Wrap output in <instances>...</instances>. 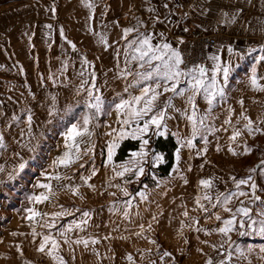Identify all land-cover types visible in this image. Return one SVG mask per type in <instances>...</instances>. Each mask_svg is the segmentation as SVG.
Segmentation results:
<instances>
[{
	"label": "rangeland",
	"instance_id": "374dc122",
	"mask_svg": "<svg viewBox=\"0 0 264 264\" xmlns=\"http://www.w3.org/2000/svg\"><path fill=\"white\" fill-rule=\"evenodd\" d=\"M76 99V95L72 96L73 101ZM76 104L71 110L26 109L25 119L28 124L25 129L29 132L25 136L26 141L21 146L19 143V149H16L15 141L4 143L6 147L0 149V264H59L48 255L51 243L44 252L37 250L43 236L49 233L59 243V248L53 254L62 256L66 264H130L126 259L128 254L133 256L136 264H152L153 261L155 264H205L208 258L213 260V264H217L228 252H231L229 264H264V252L260 251L264 240H259V235L251 234L249 237L253 239L243 240L249 243L248 246H243L239 243V238L244 236H235V231L229 233L230 241L214 231L219 228L214 213H219L222 219L230 218L231 214L220 206L212 208L210 202L203 199L206 191L213 197L212 202H215L218 193L235 190L230 177H246L248 169L255 164V159L252 164L248 155H232L228 151L229 146L240 153L247 145L252 152L260 155L257 157L260 163L264 158V137L259 143L251 142L250 135L242 127L224 124V120L220 121L221 118L211 110L205 123L219 131L205 132L207 144L198 134L193 140L194 147L188 148L186 141L191 139V123L184 121L180 126L167 125L166 130L162 128L160 131H163V135H156L153 127L141 139L128 136L118 140L119 146L127 139L140 141L139 150L133 153L143 151L145 155L141 159L131 153L124 162L116 163L114 158L118 146L114 150L112 161L107 163V145L118 135L121 125L111 120L98 121L97 114L88 125L91 137L85 135L78 138L81 158L69 167H64L57 162L67 151L64 133L73 123H82L84 114L94 113V109H83L80 101ZM206 111H197V115L205 114ZM215 118L219 120L218 125H214ZM142 124L143 122L141 126ZM233 126L240 129L242 134L235 142H230ZM131 127L126 128V131H131ZM114 129L117 131L114 132ZM168 135L175 139L179 153L176 151L175 164L169 177L162 178L155 170L164 164V158L154 151L152 142L158 137ZM144 139L148 140L147 145L142 143ZM217 145L220 146V151H217ZM21 147H24L23 152ZM88 147H93V150L85 155L84 150ZM205 147L207 152L198 155ZM157 156L160 159L157 160ZM136 161L139 163H135ZM21 164L24 165L23 169L20 168ZM121 165L132 168L133 172L125 173L124 177L116 176L115 172L123 171ZM138 167H143L144 172L137 179L133 173ZM93 168L98 171L88 184L94 185V189L81 180V176H90ZM57 174L62 177L60 180L49 179ZM201 179H211L214 187L205 190L199 185ZM126 180L131 182L126 184ZM38 183L51 184L49 199L43 203H35L29 199L33 195L47 194L46 189L36 186ZM115 185L127 188L131 195L124 196ZM217 185L221 187L216 188ZM66 186H78L79 193L73 194ZM139 192H143L146 199L137 195ZM197 197L209 209L207 212L196 203ZM128 200H131L130 206L125 203ZM240 201L241 197L234 198L228 206L234 211L240 206ZM28 208L49 215L29 220L25 211ZM64 210L72 214L55 219L51 216L52 213ZM83 211H89L90 216L82 217ZM185 211L187 216L183 215ZM125 212L128 213L127 217ZM53 219L56 227L49 229L45 222H53ZM82 219H87V224L81 226L83 231L75 228V223ZM69 225H72V231L67 235L72 240L84 237L89 240L96 239L99 243L89 242L87 248L83 244H71L69 247L63 242V237L59 236V230ZM141 225L143 236H136L135 233L141 231ZM198 228L206 230L208 234L205 231H196ZM34 230L38 235L33 236ZM184 233H189L187 244L183 240L186 236ZM153 240L156 243H151ZM204 241L217 246L227 242L228 246L211 256L212 251L205 248ZM184 243L191 246H185L183 250ZM237 245L240 251L236 250ZM249 248L252 249L251 252ZM165 251L170 252L171 256L164 257L165 262H162L158 260L161 257L159 255Z\"/></svg>",
	"mask_w": 264,
	"mask_h": 264
},
{
	"label": "crops",
	"instance_id": "0c3cea01",
	"mask_svg": "<svg viewBox=\"0 0 264 264\" xmlns=\"http://www.w3.org/2000/svg\"><path fill=\"white\" fill-rule=\"evenodd\" d=\"M164 3L168 4L167 9L163 7ZM88 4L93 7H87ZM150 7H154L156 13L149 12ZM237 9L243 11L236 22L225 23L224 13L231 16ZM157 14L160 20L165 16L168 20L157 22L153 29L152 21ZM133 17L143 20L153 34L164 32L174 47L180 48L187 41L189 21L215 36L219 46L205 49L202 66L207 70L206 81L210 82L215 74L217 87L224 88L225 96H217L211 110L221 118L220 121H225L231 108V125L242 129L245 121L240 116L241 112L253 120L254 127H264L261 123L264 121V92L255 90L250 82L255 70L258 83L264 85V60L259 59L264 56L261 50L264 47V31L261 30L264 28V0H0V133L4 143L15 141L16 149H19V143L21 146L26 141L25 136L29 135L25 129L28 124L26 109L71 110L79 101L86 109L87 90L90 88L104 99V111L98 114L97 120H111L120 125L115 104L121 97L128 98L124 89L133 79L120 76L126 67L123 57L126 41L121 36L123 28L136 23ZM140 30L144 31L143 28ZM135 35L130 34L128 39ZM178 39H183L184 43L178 45ZM229 47L233 49L231 53ZM117 49L120 50L119 56L116 55ZM213 55L219 56V61L209 58ZM85 60L90 64L83 63ZM216 63L230 69L226 80L222 72L214 73ZM127 67L135 70L134 65ZM81 72L84 74L80 75ZM85 80L87 83L82 85ZM129 91L139 94L136 88ZM74 95L77 96L76 101L72 100ZM241 100L243 106L239 103ZM174 103L178 108L185 107L181 98ZM196 104L198 111L209 108L202 94L196 97ZM203 114L198 113L197 116ZM169 115L173 118L167 120V125L180 126L187 121L179 113L170 112ZM215 120L214 125H218L219 120ZM263 137L264 134L255 133L250 135V140L259 143ZM23 149L21 147L20 150L23 152ZM258 156L254 152L248 154L252 164L255 159L252 167L259 164ZM255 178L259 189H264V177L256 175ZM244 190L249 191L247 187ZM257 194L264 200V191ZM241 200L252 208L253 218H258L256 213L264 205L260 201L248 205L246 197H241ZM218 223L220 227L222 222ZM234 231L236 236L239 229ZM184 234L186 243L189 233ZM247 239L253 238L249 235L241 237L239 243L248 246L249 243L243 241ZM258 239L264 240V237L259 236ZM185 243L183 250L185 246H191ZM227 244L223 243L221 247L207 242L204 246L214 256ZM158 260L161 261L160 258Z\"/></svg>",
	"mask_w": 264,
	"mask_h": 264
},
{
	"label": "snow or ice",
	"instance_id": "6c2138e0",
	"mask_svg": "<svg viewBox=\"0 0 264 264\" xmlns=\"http://www.w3.org/2000/svg\"><path fill=\"white\" fill-rule=\"evenodd\" d=\"M250 2V0H249ZM87 7L91 8L93 5L88 4ZM163 7L165 9L168 8V4L164 3ZM54 11V9H53ZM148 11L151 13H156V9L154 7L148 8ZM243 9H237L235 13L229 16L228 13H224L225 23L233 24L236 22L237 16ZM171 13H169L170 15ZM187 14H185L186 16ZM136 20V23L130 27H125L122 29L121 39L126 41L125 47L123 49V57L124 63L126 65L125 69H123L120 73L121 78L127 79L129 76L133 77L132 81L128 83L124 89L125 92L128 93V98L125 99L123 97L120 98L119 103L115 104V110L118 116V122L121 127L118 131V135L113 137V140L107 145V163H110L113 159L114 150L119 146L118 140H123L124 138L131 136L134 139H141L145 133H147L150 128L156 130V135H163V131H160L162 128L167 129V120L172 119L173 117L169 115L170 112H176L184 117L186 120L191 123V139L186 141V146L188 148L194 147L193 140L199 134L201 138L204 140L205 144H207V137L205 132H215L219 131V129H215L211 126H208L205 122L208 119L211 107L213 105V101L217 96L223 98L225 96L224 88L217 87V80L215 74L211 77V81H206V72L207 70L201 65H193L191 67L186 63L184 56L178 46L174 47L173 44L168 40L167 36L164 32H159L153 34L152 31L145 25V22L138 17H133ZM168 20V16H165L164 20H160L158 14L155 16V19L152 21V28L154 29L155 24L157 22L164 23ZM50 27V26H49ZM143 28L144 31L140 29ZM264 31V28L261 29ZM185 32L188 31L187 28L184 29ZM136 33L133 39H128L130 34ZM155 41V43L153 42ZM71 43V42H69ZM178 45L183 44V39H178ZM73 49H75V45H72ZM264 51V47L261 49ZM228 51L231 53L233 49L231 47L228 48ZM116 55H120V50L117 49ZM213 61H219L220 57L217 55H213L209 57ZM260 60H264V56L259 58ZM85 64H90L89 61H83ZM128 65H134L135 70ZM230 69L228 67H221L219 63H216L214 66L215 72H222L225 80L228 77ZM84 73L81 72L80 75ZM95 75L94 73L92 74ZM251 86L260 92H264V85L258 83L257 77L255 75V70H253V74L250 77ZM83 83H87V81H83ZM95 88V85L92 86ZM136 88L138 90L137 95L132 94L129 89ZM99 90L96 89V92ZM88 99L85 101V108L89 110L94 109V113L84 114L82 116V123L78 121L77 123H73L69 129L64 133L65 135V147L67 151L63 154V156L58 158V163L64 167H69L75 160H79L81 158V150H80V140L78 138H82L85 135L91 137L92 133L89 130L88 125L91 123L92 119H94L95 115L104 111V99L99 94H94L92 88L87 90ZM168 94V95H166ZM203 95V98L207 101L209 108L205 114L197 116V104L196 97L198 95ZM161 97H165L161 100ZM177 98H181L185 107L178 108L174 101ZM241 106H243V100L239 101ZM229 117L225 119L224 124L231 125V113L233 110L230 108ZM241 118L245 121L243 125V129L247 130L249 135H254L255 133L264 134V128L254 127V122L249 118L245 112H241ZM15 119V118H14ZM31 122V117H29V123ZM141 122H143L141 126ZM264 123V121H261ZM135 125V127H131ZM131 127V131H126V128ZM203 129V131H202ZM226 130V129H225ZM114 132L117 130H113ZM23 134V133H22ZM242 131L240 129H236L233 126L232 135L229 137L230 142H235L238 137H240ZM107 135H112L111 133H107ZM144 145H147L148 140H142ZM4 137L3 134L0 133V148L4 147ZM183 146V145H182ZM93 147H88L84 150V154L92 152ZM220 146L217 145V151H220ZM228 151L232 153V155H248L252 152V149L247 145L244 146L243 151L237 153L235 149L229 146ZM179 153V150H177ZM207 148H203L200 150L199 154L206 153ZM134 157L139 156L141 159L145 155L143 151L140 153H133ZM179 155H177V159ZM156 159H160V157H156ZM207 162V161H206ZM130 163H133L130 161ZM135 163H139L136 161ZM24 165L21 164L20 168L23 169ZM83 167V165H81ZM123 171L115 172L116 176L124 177L125 173H132L133 169L127 167L125 165H121ZM203 167V165H201ZM115 171V169H113ZM190 170V169H189ZM98 170L93 168L92 173L88 177L81 176V180L85 185L90 188H95L94 185L88 184V181L92 176L96 175ZM144 172L143 167H138L134 171V175L139 178ZM248 175L246 177L237 179L235 176L230 177L235 186V190H229L227 192L218 193L215 197V202L213 201V197L208 195V192H205L203 196L204 200L210 202L212 208H216L220 206L223 208L225 212L230 213V218L222 219L219 213H214L215 219L222 222V226L214 229V231L222 234L224 237H227L228 240H231V236L229 233L234 230L239 229L238 234L240 236H247L251 234L259 235L260 237H264V207H261L259 212L256 213L258 218H253L252 216V208L245 205L243 200L240 201V206L237 207L234 211L228 205L231 204L234 198L238 197H246L248 198V205L255 204L257 201H260L261 205H264V200L261 199V196L257 194L258 191H264V189H259L256 175L264 177V158L260 160V163L255 167L248 169ZM54 178L56 180H60L62 177L60 175H56L55 177H50L49 179ZM64 179H69V177H63ZM131 181L126 180L125 183H130ZM187 182V181H185ZM199 185L203 186L205 190H210L214 187L211 179H201L199 181ZM37 187L44 188L47 190L46 193H41L39 195H33L29 197L30 201H34L35 203H43L44 201L49 199L51 194V184H37ZM111 186V185H110ZM73 194L79 193V187H71L66 186ZM124 196H130L131 193L128 192L127 188L121 187V185H115ZM244 187H247L249 191H245ZM110 195H115V193H110ZM142 199H146V196L143 192L137 193ZM83 199V197H81ZM201 198H196V203L200 206V208L207 212L209 209L206 208L203 204L200 203ZM126 205H131V200L125 202ZM28 213L27 219L33 220L37 216H47V213H40L34 208L25 209ZM76 211H80L76 209ZM72 213L64 210L62 212L52 213L51 216L55 218L62 217L63 215ZM124 215L127 217L128 213L125 212ZM184 216H187L188 213L185 211L183 213ZM90 216L89 211H83L82 217L87 218ZM239 217V219H237ZM45 222L46 226L49 229L55 228L56 224L54 222ZM155 219V217H153ZM87 224V219H82L79 223H75V228L83 231L82 225ZM141 231L135 233L136 236H143V225L140 226ZM149 228H151V224H149ZM72 231V225H69L62 230H59V236L63 237V242L68 244L71 247V244L81 245L83 244L85 248L88 247L89 242L92 244L99 243L96 239H85L84 237H78L75 240H72L67 233ZM196 231H207L204 229H196ZM15 235V234H13ZM38 235L35 230L33 231V236ZM107 239V237H106ZM121 239H127V237H121ZM51 243V247L48 249V255L52 257L54 261H58L59 264H66L62 256H56L53 254L54 250L59 248V243L56 238H54L51 233L44 235L42 241L38 247V251L44 252L46 246ZM151 243H156V241H151ZM204 243H207L204 241ZM235 243V242H232ZM159 247V246H158ZM215 249V245L212 246ZM223 247V245H221ZM231 247V245H229ZM17 249L19 250V245H17ZM237 251H240L239 246L237 245ZM252 249L249 248V252ZM261 252H264V246L260 248ZM243 255V252H241ZM171 256L170 252H163L160 259L164 260V257ZM264 258V257H262ZM126 259L130 262V264H136L133 256L128 254ZM231 259V252H228L224 259H221L217 262V264H229ZM152 264H155L153 261ZM205 264H213V260L209 258L206 260Z\"/></svg>",
	"mask_w": 264,
	"mask_h": 264
},
{
	"label": "trees",
	"instance_id": "16d2710c",
	"mask_svg": "<svg viewBox=\"0 0 264 264\" xmlns=\"http://www.w3.org/2000/svg\"><path fill=\"white\" fill-rule=\"evenodd\" d=\"M154 151L161 154L164 158V164L160 165L155 171L156 174L162 178H167L175 164V154L178 145L173 136L158 137L152 142ZM140 148V141L127 139L121 143L115 155V162H124L129 158L130 154L137 152Z\"/></svg>",
	"mask_w": 264,
	"mask_h": 264
},
{
	"label": "built area",
	"instance_id": "2783aa9c",
	"mask_svg": "<svg viewBox=\"0 0 264 264\" xmlns=\"http://www.w3.org/2000/svg\"><path fill=\"white\" fill-rule=\"evenodd\" d=\"M189 35L187 41L180 47L184 59L189 67L203 65L205 49L219 46L218 39L198 28L193 22H188Z\"/></svg>",
	"mask_w": 264,
	"mask_h": 264
}]
</instances>
